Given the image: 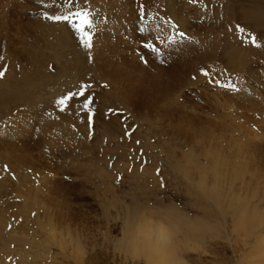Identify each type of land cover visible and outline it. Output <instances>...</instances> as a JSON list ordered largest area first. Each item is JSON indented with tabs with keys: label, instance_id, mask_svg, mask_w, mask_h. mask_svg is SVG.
I'll return each mask as SVG.
<instances>
[{
	"label": "rangeland",
	"instance_id": "rangeland-1",
	"mask_svg": "<svg viewBox=\"0 0 264 264\" xmlns=\"http://www.w3.org/2000/svg\"><path fill=\"white\" fill-rule=\"evenodd\" d=\"M193 1L189 5L186 0H0V64L9 65L0 75V109H8L11 101L30 105L11 107L9 114L0 110L4 123L30 112L13 126L25 123L23 134L8 132L0 124L5 127L0 128V146L37 145L29 152L31 168L7 162V154L0 151V222L3 214L9 223L0 233V264H79L72 256L74 240L80 243L83 259L93 255L95 264H160L161 259L166 262L161 264H263L264 0ZM69 11L90 14L94 37L90 49L78 43L83 42L70 24L44 15ZM146 22V33H138L136 24ZM63 30L74 31L71 47L59 42L57 47L51 39L43 52V39L59 38L57 33ZM19 35L22 43L12 45L11 38ZM31 38L40 43L38 47L28 45ZM17 48L25 49L23 60L13 58L11 50ZM245 54L250 55L249 63L242 61ZM86 56L89 62L83 63ZM181 58L196 66L191 74ZM95 59L98 63L104 59L101 64L107 72L121 67L135 73L142 81L135 88L142 94L136 97L145 98L151 108L133 106V114L131 108L113 105L118 101L106 96L107 81L90 76L93 71L88 67ZM176 70L185 72L184 86L179 85L169 99L157 101L149 86L169 90ZM115 73L124 85L122 74ZM158 77V82L152 80ZM223 77L242 91L217 89ZM39 87L42 93H30ZM227 110L235 112L240 130L222 131L233 135L244 153L214 127L215 122L231 121ZM179 122L182 135L176 129ZM240 122L251 133L243 134ZM48 134H55L53 144L47 143ZM252 139L255 146L260 141L256 150L246 147ZM12 170H17L15 175ZM16 184L24 188L16 190ZM24 199L31 207L27 214L37 220L28 232L11 227L14 220L27 224L19 213ZM58 213L61 221L45 219ZM64 228L78 236L71 235L72 245L67 246ZM62 233L60 247L52 235ZM166 243L167 251L161 249Z\"/></svg>",
	"mask_w": 264,
	"mask_h": 264
},
{
	"label": "bare ground",
	"instance_id": "bare-ground-1",
	"mask_svg": "<svg viewBox=\"0 0 264 264\" xmlns=\"http://www.w3.org/2000/svg\"><path fill=\"white\" fill-rule=\"evenodd\" d=\"M151 2V1H150ZM127 5V4H126ZM117 6V5H116ZM127 9V8H126ZM129 14V13H128ZM125 17V16H124ZM193 21V20H192ZM72 32H74V31H72ZM72 32H70V31H66V30H63V33H61V34H59V33H57L58 35H59V38H54V37H51L50 35H48V37H50V38H46V39H43V41H42V45H41V50L43 51V52H46L47 50H48V46H49V43L51 42V39H53L52 40V45L54 44V45H56L57 47H59V46H61V45H64V44H67L68 46H70L71 47V44L73 43V41H74V36H73V33ZM80 39H81V37H80ZM79 39V40H80ZM31 43L30 44H28V45H30L31 47H38L39 46V42L38 41H36L35 39H33V38H31L30 40H29ZM11 42H12V45H13V43H18V44H21L22 43V35H19V36H17V38H14V39H12L11 38ZM58 42H59V46H58ZM48 43V44H47ZM81 46H83V43L81 44V42H78ZM111 44V43H110ZM26 45V44H25ZM197 45V44H196ZM65 46V45H64ZM9 47V46H8ZM18 47V46H17ZM55 47V46H54ZM194 47V46H193ZM196 47V46H195ZM113 48V47H112ZM194 48H192V50H193ZM191 50V51H192ZM8 52H9V48H8V50H7ZM79 51V50H78ZM229 51V50H228ZM11 52H13V54H14V59L15 60H17V61H19V60H23L24 58H25V56H26V51H25V49H23V48H17V50H15V51H13V50H11ZM187 52V51H186ZM192 52H194V51H192ZM7 53V52H6ZM49 53V52H48ZM35 53H33V56H35L34 55ZM56 55H57V53H55ZM85 55H87V53H84ZM103 54V53H102ZM80 55V54H79ZM104 55V54H103ZM105 56V55H104ZM186 56V54L184 55V56H182V57H185ZM228 56V55H227ZM109 57H111V56H109ZM116 57H118L117 55H116ZM240 57V56H239ZM8 58V57H7ZM35 58V57H34ZM100 58V57H99ZM102 58V57H101ZM100 58V59H101ZM105 58H108V57H106L105 56ZM200 58V57H199ZM229 59H228V61H229V63H231L232 62V59L230 58V57H228ZM96 59H98V58H96ZM94 60L93 62H90V65L91 66H89L88 67V69H91L93 72V74L92 75H90L91 77H94V76H96L97 75V77H99V78H101L102 80L103 79H105L106 81H107V83L105 82L104 83V86H105V92H106V96L107 97H110L111 98V100L113 99V98H117V101H118V103L117 102H115V101H113V105H120V106H122L123 108H131V110L134 112L133 114H135V109L133 108V106H135V107H137V108H139L140 106H149V107H145V108H151V104L149 105V104H147V103H144V100H145V98L143 99V100H139V99H137V97H136V95H141L142 94V92L141 91H139V90H135V88L137 87L138 88V86H137V84H138V82L140 81V82H142L141 81V79H139V78H137L136 77V75H135V73H133L132 71H126V70H123L121 67H118V68H113V72L111 73V72H107L106 71V69H105V67L104 66H102V61L104 60H102V61H100L101 63H98V62H96V61H98V60ZM110 59V58H109ZM9 60V59H8ZM180 60V59H179ZM179 60H177L178 62H182V63H185L186 65H187V67H188V69H189V71H188V74H191V71L193 70V69H195V67H194V64H191L187 59H182L181 58V60L179 61ZM107 61V60H106ZM112 61V60H111ZM119 61V60H118ZM176 61V62H177ZM242 61H244V62H250V55L249 54H245L244 55V57L242 58ZM21 62V61H20ZM19 62V63H20ZM25 62V61H24ZM86 63V62H89V58L87 59V56L86 57H84V59H83V63ZM117 62V61H116ZM115 63V62H114ZM238 63L239 64H241V66L240 67H243L244 66V64L242 63V62H240L239 60H238ZM119 64V63H118ZM126 64V63H125ZM135 63H133V64H131V65H129V67L131 68V69H133V68H135L133 65H134ZM196 65V64H195ZM198 65V64H197ZM21 66V65H20ZM30 66V65H29ZM28 66V67H29ZM107 66H109L108 64H107ZM118 66V65H117ZM116 66V67H117ZM139 66V65H138ZM230 66L232 67V68H236V66L235 65H233L232 63L230 64ZM111 67V66H110ZM127 67V66H126ZM125 67V68H126ZM124 68V69H125ZM111 69H112V67H111ZM28 71V70H27ZM137 71V70H136ZM177 71V70H176ZM115 72H117V73H121L122 74V79L124 80V82H125V84L124 85H122V83H121V81H120V79L121 78H119L117 75H116V73ZM140 72H144V70H140ZM181 73H184L185 74V72H180V71H177V73H171V76H170V82L171 81H173V82H171V83H169V90H166V91H161V89L162 88H159V87H155V86H153V87H151V86H149L150 87V92L151 93H154V94H157L156 95V97H157V101L159 100V98H168L169 99V96L171 95V93H173L175 90H176V88H178L179 87V85H183L185 82H186V80L188 79V78H186L184 81L182 80V76H184V75H181ZM136 74H138V75H140L141 76V74L140 73H136ZM27 75V80L28 81H30L31 79H30V77H29V75H28V73L26 74ZM13 77V76H12ZM24 78H25V76H24ZM159 79H161L160 77H158V78H156V79H152V80H157V82H158V80ZM133 81V84H132V81ZM25 82V81H24ZM115 83H118L121 87H115ZM29 84V83H28ZM27 84V85H28ZM25 85V84H24ZM184 86V85H183ZM182 86V87H183ZM18 88H20L21 89V87L20 86H18L17 87V89ZM149 89V88H148ZM179 89V88H178ZM182 89V88H181ZM183 89H184V87H183ZM22 91H24V88L22 89ZM92 91V90H91ZM180 91V90H179ZM178 91V92H179ZM37 92H43L42 91V88H40L39 87V89H31V94H36ZM177 94V93H176ZM175 94V95H176ZM41 95V94H40ZM40 95H38L37 97H39ZM201 95V94H200ZM18 96L19 97H21V98H23V99H27L28 97L27 96H25V95H22V94H18ZM62 98H65V97H62ZM209 99V98H208ZM1 102V101H0ZM170 102V101H169ZM25 103L27 104L28 102L27 101H25V102H22L21 103V100H20V102H17V103H15V104H13L12 103V101L11 102H8V109H5L4 107H1V111H6V112H8V114L9 113H11V112H13V109L11 108V107H18V106H21V105H25ZM36 103V102H35ZM56 103V102H55ZM60 103V102H59ZM262 103H264V102H262ZM261 103V104H262ZM61 104V103H60ZM147 104V105H146ZM2 105V104H1ZM62 105V104H61ZM154 105V104H153ZM27 106L28 107H30V105L29 104H27ZM63 106V105H62ZM155 106V105H154ZM158 108V107H157ZM160 108H162V107H160ZM17 109V108H16ZM141 109V108H140ZM15 111V110H14ZM228 111V110H227ZM137 112V111H136ZM167 112V111H166ZM229 112V111H228ZM169 113H171V112H169ZM175 113V112H174ZM230 114H231V121H227V122H225V120L224 121H220L221 123H219V125H216L215 123H214V127H216L217 128V130L219 129V130H221V133H222V137H224V139L226 140V142H228L229 140L231 141V142H233L234 144H229V145H233V146H235V147H237V149H238V153L240 152V153H244V147H241V144H239V143H235V141L237 140V139H233L234 137H233V135H229V134H227V132H229V130H240L238 127H237V125L235 124V122H236V120H237V116H235L234 114H235V112H229ZM29 114H30V112H27V111H24V112H22V113H19V114H17L16 116H21L22 118H25V117H27V116H29ZM65 114H69V115H73V114H71V113H65ZM131 114V113H130ZM179 115V117L181 118V120H182V117H181V115L180 114H178ZM2 116V115H1ZM12 117V118H6V119H4V121H8L12 126L11 127H8V122H6V123H4L3 122V120H0V124H2V126H6L7 127V131L8 132H10V131H13L14 130V132L15 133H17L18 132V130L21 132V128H22V130H24L26 127V125H24L25 123H23V125L22 126H20V128H15V129H13L14 127H15V125H16V121H17V119L18 118H20V117ZM170 116V115H169ZM225 116V115H224ZM190 117H192V116H190ZM228 117V116H227ZM245 117V116H244ZM71 118L73 119V117L71 116ZM190 119V118H189ZM228 119V118H227ZM25 121H27L26 119H24ZM250 120V119H249ZM248 119L246 120V122H248L249 121ZM2 121V122H1ZM170 123V122H169ZM177 123V122H176ZM174 124V123H173ZM183 124H185V123H183ZM213 123H211L210 125H212ZM240 124H241V127H242V129L243 130H241L242 131V133L243 134H245V135H247L246 134V132L247 133H251V132H248V131H246V129L245 128H243V125H242V123L240 122ZM252 124V123H251ZM70 125H72L71 123H70ZM70 125H67L66 124V126L68 127V126H70ZM175 125V124H174ZM232 125V126H231ZM263 125H264V123H263ZM14 126V127H13ZM24 127V128H23ZM181 127H183L182 126V122H179V124L177 125L176 124V129L178 130L177 132H179L180 133V135H182V129H181ZM211 127H213V126H211ZM1 128V127H0ZM9 128V129H8ZM68 128H70V127H68ZM194 128V127H193ZM213 129V128H212ZM249 129V128H248ZM193 130V129H192ZM222 130H224V131H227V132H225V133H223V131ZM6 131V132H7ZM26 131V130H25ZM201 131H202V129H201ZM20 132H18V133H20ZM26 132H28V131H26ZM233 132V131H232ZM236 134H238V131H234ZM24 133V132H23ZM22 132H21V134H23ZM230 133V132H229ZM26 134H28V133H26ZM9 135H12L11 133L9 134ZM17 135V134H16ZM19 135V134H18ZM54 135L55 134H48L47 135V138H48V141H47V143H49V144H53V139H54ZM206 135H209V134H206ZM239 135V134H238ZM21 136V135H20ZM19 136V137H20ZM27 136V135H26ZM250 136H252L253 137V135L251 134ZM8 137V136H7ZM17 137V136H16ZM25 137V136H24ZM239 137V136H238ZM242 137V136H241ZM240 137V138H241ZM53 138V139H52ZM246 138V137H245ZM247 138H249V137H247ZM22 139H24V138H22ZM27 139V138H26ZM28 139H29V137H28ZM194 139H196V137H194ZM21 140V139H20ZM247 140V139H246ZM251 140V139H250ZM260 140H262V139H260ZM264 140V139H263ZM2 141V140H1ZM45 141H46V138H45ZM224 141V140H223ZM258 140H256V142H257ZM4 142V141H3ZM260 142V141H259ZM259 142H257L258 144V146H259ZM75 143V142H74ZM215 143V142H214ZM244 144V143H243ZM255 142H253V139H252V141H248V145L246 146L247 148H250L251 146L253 147V149H255L256 150V148H257V145L255 146ZM0 145H2L1 143H0ZM11 145V144H10ZM36 145V143L35 144H23V145H21L22 147H17L16 145H12V146H0V151L3 149V151L7 154V155H5V157H6V160H7V162H9V163H16L18 166H23V168L24 167H26V168H29L30 166H33V159L31 160L30 158H31V156H30V154H29V152L31 151V150H33V148H34V146ZM37 146V145H36ZM72 146V145H71ZM73 147V146H72ZM37 148H39V147H37ZM66 149V148H65ZM70 151H72V150H70ZM69 151V152H70ZM227 152V151H226ZM31 153V152H30ZM69 154V153H68ZM260 154V153H259ZM261 158V157H260ZM227 162V161H226ZM224 163V162H223ZM31 168V167H30ZM33 168V167H32ZM9 169H11V168H9ZM20 170V169H19ZM241 170V169H240ZM11 171V170H10ZM9 171V172H10ZM13 172H14V174L13 173H11L12 175H15L16 174V171L17 170H12ZM237 171H239V169H237ZM22 172V171H21ZM186 172V171H185ZM226 172V171H225ZM229 173H230V171H228ZM232 172V171H231ZM247 172V171H246ZM245 172V173H246ZM251 173L252 172H254V171H250ZM36 173V172H35ZM214 173V172H213ZM248 173H249V171H248ZM256 173H258V172H256ZM216 174V173H215ZM225 175H226V173H224ZM232 174V173H231ZM230 174V175H231ZM250 174V173H249ZM253 174V173H252ZM224 175V176H225ZM229 175V176H230ZM259 175H261V173H259ZM17 176V175H16ZM217 176V175H216ZM251 176V175H250ZM253 176V175H252ZM226 177V176H225ZM254 177H256V176H254ZM263 177V176H262ZM229 178V177H228ZM216 179V178H215ZM257 178H255V180H256ZM259 179H260V177H259ZM258 179V180H259ZM17 181H18V179H17ZM16 182V181H15ZM14 182V183H15ZM22 182V181H21ZM26 182V181H25ZM217 182V181H216ZM221 182V181H220ZM219 182V183H220ZM255 182V181H254ZM13 183V182H12ZM235 183V182H234ZM257 183V182H256ZM260 183V182H259ZM258 183V184H259ZM20 185H21V183H19ZM23 184V183H22ZM25 184V183H24ZM23 184V185H24ZM27 184H28V182H27ZM215 184V186H216V184L217 183H214ZM14 186H15V184H14ZM213 186V185H212ZM249 186V185H248ZM19 187V186H18ZM17 184H16V187H14L16 190H17ZM21 187H23L24 188V186H21ZM21 187H19V188H21ZM217 187H219V186H217ZM26 188V187H25ZM14 189V190H15ZM219 189V188H218ZM256 189V188H255ZM13 190V191H14ZM22 190V189H21ZM216 190H217V188H216ZM23 191V190H22ZM30 191V190H29ZM15 192V191H14ZM17 192V191H16ZM23 192H25V191H23ZM232 192V191H231ZM209 193V192H208ZM18 194H19V192H18ZM218 195V194H217ZM221 195H223V194H221ZM25 197V196H24ZM28 198V197H27ZM211 200H213V199H211ZM30 201V200H29ZM218 201V200H217ZM210 202V201H209ZM23 207L25 208V210H24V208H22L23 209V211H21L20 209H19V213L21 212V214H23V216H24V218H25V222L27 223V224H23V223H21V224H19V223H17L15 220H14V223L13 224H11V227L12 228H17L18 230H20V231H22V232H28L29 231V227H30V224H32V223H34V222H37V220H34V219H32L28 214H27V209L30 207V204H29V202H28V200L27 199H24L23 200ZM33 203V202H32ZM6 204V203H5ZM236 204H238V203H236ZM32 205V204H31ZM217 205V204H216ZM220 205V204H219ZM227 206V205H226ZM237 206V205H236ZM229 207V206H228ZM233 207V206H232ZM238 207H239V205H238ZM31 208V207H30ZM15 209V208H14ZM60 209V208H59ZM133 211H134V209H132ZM237 210V209H236ZM12 211H13V209H12ZM55 212V211H54ZM137 212V211H136ZM139 212H140V210H139ZM138 212V213H139ZM38 213V212H37ZM14 214H15V216H16V218H17V215H18V209H15L14 210ZM254 214V213H253ZM45 215V214H44ZM47 215V214H46ZM206 215V214H205ZM38 216V215H37ZM127 216V215H126ZM136 216V215H135ZM50 217H52L54 220H58V221H61V219H62V214H60V213H58L57 214V216L56 217H53V215L52 216H50V215H47V218H45V219H49ZM250 217V216H249ZM136 218V217H135ZM145 218V217H144ZM207 218V217H206ZM245 218V217H244ZM246 218H247V216H246ZM22 219V218H21ZM37 219V218H36ZM52 219V220H53ZM128 219V218H127ZM137 219H138V217H137ZM258 219V218H257ZM256 218H255V220H257ZM141 220V219H140ZM146 220V219H145ZM246 220V219H245ZM251 220V219H250ZM34 221V222H33ZM51 221V220H50ZM13 222V221H12ZM131 222H134V221H131ZM137 222V221H136ZM140 222V221H139ZM145 222V221H144ZM156 222V221H155ZM173 222V221H172ZM251 223H252V220H251ZM257 222H255L254 223V226H258L257 228H259V225H255ZM259 223V222H258ZM9 225V223L8 222H6V220H5V218H4V215L3 214H1V222H0V233L2 232V229H3V226L4 225ZM134 224V223H133ZM136 224H138V222L136 223ZM146 224V223H145ZM261 224V223H260ZM129 225V224H128ZM240 225V224H239ZM200 226V225H199ZM123 227H124V225H123ZM129 227V226H128ZM204 227V226H203ZM47 227H44V228H42V229H46ZM136 228V227H135ZM199 228V227H198ZM248 228V227H247ZM123 229V228H122ZM128 229H130V228H128ZM139 229V228H138ZM134 230V229H133ZM184 230H185V228H184ZM193 230V229H192ZM200 230V229H199ZM248 230V229H247ZM64 231H66L67 232V234L69 235L68 237H67V246L68 245H70L71 244V239H73L72 237H71V235H73V236H76V237H78L76 234H72V232H69V230H68V228H64ZM139 231V230H138ZM137 231V232H138ZM246 231V230H245ZM143 232V231H142ZM173 232H174V230H173ZM186 232V231H185ZM232 232V231H231ZM236 232V231H235ZM134 233V232H133ZM144 233V232H143ZM200 233V232H199ZM250 233V232H249ZM52 234V233H51ZM132 234V233H131ZM248 234V233H247ZM247 234H245V235H247ZM251 234V233H250ZM62 235H64L63 233L62 234H60V235H58L56 238H54V236L52 235V240H54V242H56L57 243V245L58 246H60V247H62L63 246V244L61 243V241L63 240V238H62V240H61V236ZM130 235V234H129ZM243 235V234H242ZM144 236V235H143ZM150 236V235H149ZM249 236V235H248ZM165 237V236H164ZM146 238V237H145ZM162 238V237H161ZM4 239V238H3ZM66 239V238H65ZM151 239H153V238H151ZM4 242V241H3ZM72 242H74V244L76 245H72V252L75 254V255H72V256H74V257H76L77 258V261H78V263L79 264H95V263H98V261H96V257L95 256H93V255H91L90 257H88L86 260H84L83 259V254H82V251H81V246L78 248V246H79V241H72ZM144 242V241H143ZM148 242V241H147ZM137 243V242H136ZM151 243V242H150ZM165 243V242H164ZM180 243V242H179ZM156 244H160V243H156ZM168 243H166V244H164L163 245V247L161 248V249H163V248H165L164 246H166ZM155 245V244H154ZM153 245V247H155L156 248V246H154ZM149 246H151V245H149ZM169 246H171V245H169ZM75 247H76V249L78 248L80 251L78 252L76 249H75ZM147 247V246H146ZM149 248V247H148ZM158 248V247H157ZM172 248V247H171ZM69 249V248H68ZM149 249H154V248H149ZM159 250V251H162V250ZM166 249V248H165ZM256 249V248H255ZM264 249V248H263ZM144 250V249H143ZM157 250V249H156ZM158 251V252H159ZM164 251V250H163ZM166 251H167V249H166ZM258 252V251H257ZM157 253V252H156ZM164 253H165V251H164ZM261 253V252H260ZM160 254V253H159ZM176 254V253H175ZM147 255V254H146ZM168 256V255H167ZM167 256H165V257H167ZM159 257L160 258H163L164 259V257H162V256H160L159 255ZM159 257H158V260H160L159 259ZM261 257H264V252H263V255L261 256ZM173 259V258H172ZM162 260V259H161ZM161 260L159 261L160 262V264H161ZM263 260H264V258H263ZM155 261V260H154ZM167 262L169 261V260H166ZM171 262V261H170ZM170 262H168V263H170ZM174 262V261H173ZM258 262V261H257ZM162 263H166L165 262V260H162ZM167 263V264H168ZM172 263V262H171ZM172 264H174V263H172ZM259 264V263H258ZM263 264H264V261H263Z\"/></svg>",
	"mask_w": 264,
	"mask_h": 264
},
{
	"label": "snow or ice",
	"instance_id": "snow-or-ice-1",
	"mask_svg": "<svg viewBox=\"0 0 264 264\" xmlns=\"http://www.w3.org/2000/svg\"><path fill=\"white\" fill-rule=\"evenodd\" d=\"M68 2H71V0H68ZM45 18L51 19L54 22H67L71 25L72 29H74L81 37V40L83 42V46L85 48H91L93 46V35L90 29L93 28V21L90 17V14L87 12L79 11L76 13H72L69 11L67 14L63 15H52L49 16L47 13L44 14ZM181 35H184L181 33ZM253 43H255V40H253ZM61 103L64 101L61 100ZM89 120H91V116L88 117Z\"/></svg>",
	"mask_w": 264,
	"mask_h": 264
}]
</instances>
